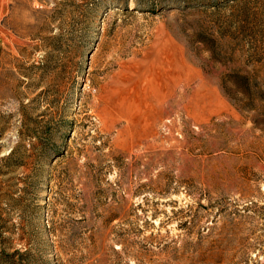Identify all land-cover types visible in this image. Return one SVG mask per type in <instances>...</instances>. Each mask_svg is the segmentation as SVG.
I'll return each mask as SVG.
<instances>
[{"label": "rangeland", "instance_id": "obj_1", "mask_svg": "<svg viewBox=\"0 0 264 264\" xmlns=\"http://www.w3.org/2000/svg\"><path fill=\"white\" fill-rule=\"evenodd\" d=\"M0 264H264V0H0Z\"/></svg>", "mask_w": 264, "mask_h": 264}, {"label": "crops", "instance_id": "obj_2", "mask_svg": "<svg viewBox=\"0 0 264 264\" xmlns=\"http://www.w3.org/2000/svg\"><path fill=\"white\" fill-rule=\"evenodd\" d=\"M219 103H218V108H223V107H225V106H223V104H222V102H221V100L220 101H218ZM222 105V106H221ZM216 109V106H210L209 108H207V110H206V113L208 112V111H213V110H215ZM196 112V111H195ZM196 113H198V112H196ZM200 114V113H199Z\"/></svg>", "mask_w": 264, "mask_h": 264}, {"label": "trees", "instance_id": "obj_3", "mask_svg": "<svg viewBox=\"0 0 264 264\" xmlns=\"http://www.w3.org/2000/svg\"><path fill=\"white\" fill-rule=\"evenodd\" d=\"M237 93H239V95H242L241 97H242V99H244V95H245V92L244 91H238ZM251 103L249 102V104H247L248 106H251L250 105Z\"/></svg>", "mask_w": 264, "mask_h": 264}]
</instances>
